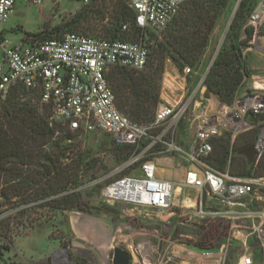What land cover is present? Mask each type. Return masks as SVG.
I'll return each instance as SVG.
<instances>
[{"label": "built area", "instance_id": "built-area-1", "mask_svg": "<svg viewBox=\"0 0 264 264\" xmlns=\"http://www.w3.org/2000/svg\"><path fill=\"white\" fill-rule=\"evenodd\" d=\"M46 0H0V103L5 102L18 86L41 92V102L52 108V121L68 126L71 131L81 133H103L111 137L118 147H130L134 153L122 166L125 169L141 162L139 177H123L107 185L102 199L109 204L122 203L137 208L167 211L173 204L177 178H162L167 169L163 167L167 158L174 155L184 161L181 166V186L197 192L207 191L211 199L222 207L219 211L202 213L215 216L220 221L235 214L238 220L249 222L248 237L258 244L264 264V210L238 212L233 208H246L242 202L263 200L264 177L241 179L229 172H219L207 165L212 155L213 140L224 132L238 133L249 129V118L264 113V93H254L236 102L234 108L212 96L214 113H202L190 119L192 110L200 106L195 98L205 94L204 79L190 94H183L177 103L162 99L154 119L140 124L124 116L116 106L107 73L112 67L142 71L148 64L149 52L143 39L140 42H124L96 38L75 32H65L56 39L33 41L24 37L19 45L11 44L3 35V26L19 3L42 5ZM79 2L85 5L91 0H49ZM189 0H127L135 15V25L144 35L150 31L162 32L177 15L180 7ZM264 16V0L250 14L248 27L259 24ZM130 25L125 24L123 31ZM191 69L184 70L186 78ZM165 81L168 82L167 79ZM174 85V83L172 82ZM256 91L264 90L255 89ZM167 92V90H166ZM162 97V95H161ZM203 99V96L201 97ZM259 138L253 143L256 151L255 163L264 153V125ZM253 126H256L253 124ZM192 131L187 146L181 144L183 131ZM165 166V165H164ZM121 167L117 169L120 170ZM243 227L242 224L239 225ZM182 226H178L179 228ZM185 227V226H183ZM185 237L187 235L180 234ZM230 242L223 244L217 252H203L197 248L186 250L185 264H225ZM142 249V251H140ZM137 251V252H136ZM136 255L147 252L145 245L138 246ZM204 259L202 262L200 259ZM37 264V263H35ZM235 264H254L252 254L240 258Z\"/></svg>", "mask_w": 264, "mask_h": 264}, {"label": "rangeland", "instance_id": "rangeland-1", "mask_svg": "<svg viewBox=\"0 0 264 264\" xmlns=\"http://www.w3.org/2000/svg\"><path fill=\"white\" fill-rule=\"evenodd\" d=\"M116 1L106 0L108 7L104 13H90L86 21H82L72 31L65 30L62 33L75 32L91 37L105 38L103 30L111 27V8ZM189 1L180 7L175 17L183 11ZM242 1L229 0L228 7L219 16L217 25L209 37L208 46L196 65L182 62L184 68L180 69L172 61H166L164 73L159 80L161 84V102L167 94L166 99L173 98L176 101H172V103H177L181 95L190 94L192 89L203 79L206 86L207 76L217 56L225 47L232 44L231 26ZM261 1L257 0V5ZM85 6V4L79 2L55 3L49 0H46L42 5L19 3L3 26L2 33L11 44L19 45L26 33L49 32L59 25H65ZM168 30L169 25L162 32L150 31L149 34L138 40L132 41L129 39L126 42H140L143 39L150 60V55L153 49L156 48V42L165 41ZM247 31H252V39L249 41ZM238 41H247L246 46L240 47L243 63L242 71L247 76L239 87L234 102L231 105L227 104L217 95L208 93L206 86L205 94H198L195 98L196 101L201 103L200 106L193 110L192 103L190 119L202 113H214L210 102L212 96H216L221 103L234 108L236 102L244 97L254 93H264V90H255L264 88V16L262 21L253 27H248L246 21L243 24L241 37ZM185 68H190L191 73L186 78L185 91H183L184 81L182 78H184ZM114 70L110 71V75ZM2 104L4 102H1L0 106ZM247 121L250 122L248 125L249 129L251 128L250 130L237 135H234L232 131L222 134V136L225 133L231 135L230 156L232 159L235 155L232 148L238 135L250 139L256 134L257 137L254 142L259 138L261 130L259 123H262V126L264 125V113L256 118L255 123H252L250 118ZM253 124L256 126H253ZM191 135L192 131H183L181 144L187 146ZM218 138L213 140V148L214 141ZM73 143L79 144V149L84 152L88 160H98L94 168L82 178V186L79 188L82 207L85 210L63 213L45 210L41 212L43 217L33 228L24 229L16 226L13 244L10 246V250L2 251L3 256L0 258V264H112L113 253L116 248L128 252L132 259L131 264H185L183 261H185L186 250L197 248L203 252H217L227 242H230V246L227 250L225 264H235L240 258L247 255L248 251L258 250V244L252 237L248 238L245 246L241 238L237 236L238 230L245 231V235H247L246 228L249 225L247 220L240 221L235 214H230L227 219L220 221L215 216H204L202 214L219 211L222 207L211 199L207 191L197 192L187 190L181 186L184 173L180 171V168L184 165V161L180 157L174 155L162 156V158H167L164 162L165 166L163 165L167 171L164 174L160 173V177L170 179L176 177L178 181L177 189L181 191L176 194L169 210L158 211L150 208H137L122 203L109 204L101 197L103 189L116 180L141 175V162L122 169L127 159H130L133 155L134 149L131 155L127 156L128 158L120 161V157L124 155L120 153L119 147L115 145L111 137L99 132L82 133L73 140ZM206 162L210 166L209 160ZM263 162L264 153L258 163L253 162L251 164L254 167L250 176L236 178L264 177V174L260 175V172H262L260 166ZM119 167L121 168L117 171ZM260 193L263 200L245 199L242 202L246 205V208L235 207L233 209L238 212L247 209L252 211L264 210V189H261ZM185 200H189L193 206L188 207V205L183 204ZM1 211H4L3 217H15L16 210L10 209L9 205L2 207ZM240 224L243 227H240ZM178 226L191 228L195 230L196 235L181 237L178 234ZM5 245L6 242L0 240V247H5ZM144 245L147 252H144L146 258L141 255L144 259L142 261L141 257L136 255L137 251L135 252V250L138 246L142 248ZM200 246L204 249L199 248ZM45 257L48 258L45 259ZM196 259L199 260L200 257H196ZM200 260L204 262V259Z\"/></svg>", "mask_w": 264, "mask_h": 264}, {"label": "trees", "instance_id": "trees-1", "mask_svg": "<svg viewBox=\"0 0 264 264\" xmlns=\"http://www.w3.org/2000/svg\"><path fill=\"white\" fill-rule=\"evenodd\" d=\"M229 0H190L183 11L169 24L165 41L156 42L142 71L112 67L107 79L116 97L118 110L132 121L144 124L154 119L161 102L160 91L167 60L183 69L182 62L196 65L208 46L219 16L228 7ZM106 0H91L71 21L59 25L49 32L26 33L24 41L56 39L68 30L86 21L90 13L107 9ZM257 7V0H243L231 26V46L225 47L217 56L207 76L208 93L217 95L231 105L247 74L242 71L240 47L246 42L238 41L243 24ZM111 27L104 31L108 40L132 41L144 36L134 22L135 15L128 2L117 0L111 8ZM129 24V30L123 26ZM246 31V30H245ZM248 41L252 39V31ZM149 34V33H148ZM115 69L110 75V71ZM147 70V71H145ZM81 132L71 131L68 126L52 121V108L41 102V92L16 87L0 106V247L10 250L15 227L33 228L43 215L42 211H84L79 188L81 181L98 160H88L73 140ZM245 139L238 135L231 153V135L225 133L214 141V151L209 164L219 172H229L233 177L250 176L253 165H249L238 152L254 143L256 138ZM120 161L133 151L130 147H119ZM121 155V156H122ZM260 175L264 174V162ZM9 205L16 210L15 217H3L2 207ZM199 248L204 249L202 246Z\"/></svg>", "mask_w": 264, "mask_h": 264}, {"label": "water", "instance_id": "water-1", "mask_svg": "<svg viewBox=\"0 0 264 264\" xmlns=\"http://www.w3.org/2000/svg\"><path fill=\"white\" fill-rule=\"evenodd\" d=\"M250 121L252 123H255L256 118L255 117L250 118ZM239 154L244 156L248 164L251 165L254 162L256 156L254 145H250L248 147L243 148L242 150L239 151ZM179 233L188 236L196 235L195 230L183 226L179 228ZM131 262H132L131 256L128 254L127 251L121 248L114 249L112 264H131ZM134 264H138V263H134Z\"/></svg>", "mask_w": 264, "mask_h": 264}, {"label": "crops", "instance_id": "crops-1", "mask_svg": "<svg viewBox=\"0 0 264 264\" xmlns=\"http://www.w3.org/2000/svg\"><path fill=\"white\" fill-rule=\"evenodd\" d=\"M14 13V12H13ZM167 95V94H166ZM166 95H165V97H164V99H166L167 97H166ZM168 101H170V102H172V101H176V100H174L173 98H170V99H167ZM246 233H245V231H239L238 230V232H237V236H239L238 238H241V241L244 243V245L246 246V242H247V240H248V235H245ZM249 250V249H248ZM248 253H251L252 254V256H253V261H254V264H263V259H262V256H261V254H260V252H259V250H257V251H254V252H252V251H248ZM247 253V254H248ZM249 255V254H248ZM46 258H48V257H45V259Z\"/></svg>", "mask_w": 264, "mask_h": 264}, {"label": "bare ground", "instance_id": "bare-ground-1", "mask_svg": "<svg viewBox=\"0 0 264 264\" xmlns=\"http://www.w3.org/2000/svg\"><path fill=\"white\" fill-rule=\"evenodd\" d=\"M180 191H181L180 189H176V190H175L174 198H175L176 194H179V193H180ZM183 204L188 205V207H189V206H193V204H192L189 200H185ZM80 218H81V217H80ZM79 230H80V229H79ZM80 232H81V231H80ZM140 251H142V249H140ZM141 255H142L144 258H146V256L144 255L143 252L141 253Z\"/></svg>", "mask_w": 264, "mask_h": 264}]
</instances>
